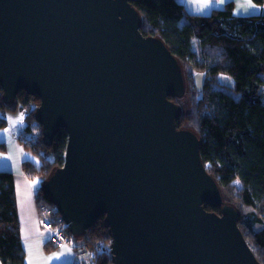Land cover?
<instances>
[{
  "label": "water",
  "instance_id": "1",
  "mask_svg": "<svg viewBox=\"0 0 264 264\" xmlns=\"http://www.w3.org/2000/svg\"><path fill=\"white\" fill-rule=\"evenodd\" d=\"M132 1L0 0L3 101L36 95L45 144L67 133L63 164L39 187L74 237L103 216L111 264H264L197 133L177 125L179 60L142 33Z\"/></svg>",
  "mask_w": 264,
  "mask_h": 264
},
{
  "label": "trees",
  "instance_id": "2",
  "mask_svg": "<svg viewBox=\"0 0 264 264\" xmlns=\"http://www.w3.org/2000/svg\"><path fill=\"white\" fill-rule=\"evenodd\" d=\"M253 2L264 5V0ZM132 3L140 12L142 33L160 36L179 60L191 109L184 111L180 98L172 97L182 108L177 125L189 126L197 133L207 171L217 179L224 197L239 209L238 226L263 263L264 13L237 15L231 1L206 14L173 7L166 0ZM194 40L199 42V53L193 49ZM195 70L203 73L200 87L194 79ZM219 73L228 75L232 82L228 87L238 96L220 87ZM39 102L38 96L20 90L14 102L7 104L1 92L0 128L6 123L3 112L19 105L26 110L24 129L31 132V110L35 113ZM36 139L22 142L39 154L40 164L23 160L22 165L25 174L30 179L38 176L41 184L53 168L63 164L67 133L61 128L50 145L45 144L41 133ZM0 146L3 149L4 144ZM39 186L36 196L51 203ZM205 208L219 212V207L205 205ZM19 226L13 173L0 170V261L3 264H24ZM83 240L100 246L94 255H88L91 264H111L110 235L103 216L87 229Z\"/></svg>",
  "mask_w": 264,
  "mask_h": 264
},
{
  "label": "crops",
  "instance_id": "3",
  "mask_svg": "<svg viewBox=\"0 0 264 264\" xmlns=\"http://www.w3.org/2000/svg\"><path fill=\"white\" fill-rule=\"evenodd\" d=\"M166 1L173 7H184L190 12L199 14L209 13L213 8L224 7L228 1L233 3V11L237 15L264 13V5H257L253 0H224V2L211 0L210 3L208 0ZM15 137L16 134L10 135L0 129V144H4V150L0 149V170H9L13 173L24 264H76L79 259L83 260L82 264H91L88 258L75 256L81 242L84 241L81 238H74L68 245L60 248L53 247L49 242L48 232L43 230L39 222L37 203L40 199L36 196V190L40 180L38 177L30 179L25 174L22 161L29 158L18 149L20 144H17L18 140ZM0 264L3 263L0 261Z\"/></svg>",
  "mask_w": 264,
  "mask_h": 264
},
{
  "label": "rangeland",
  "instance_id": "4",
  "mask_svg": "<svg viewBox=\"0 0 264 264\" xmlns=\"http://www.w3.org/2000/svg\"><path fill=\"white\" fill-rule=\"evenodd\" d=\"M168 4H169V2H168ZM193 49L196 52L199 53L200 48H199V42L197 40L193 41ZM193 75H194V79H195L196 85L198 87H200L202 85V82H203V73H200V71L195 70ZM218 76H219L218 82L220 84V87L224 88V90H227V91L231 92L234 96H238L237 92H235L233 89H231V87H228V86L232 85L231 79L228 77V75L225 74V73H219ZM190 77H191V74H190ZM261 90H263L262 98H263V101H264V85L261 87ZM1 92L2 91L0 90V93ZM190 100L191 99H190V96L188 94H185V96L180 98V103L182 104L184 111H188V110L191 109ZM28 105H29V103H28ZM27 111H28V109H27ZM31 111H32V115H30V124H31V127H32L31 132L28 133L24 129L25 128V124L27 123L26 110L23 109L22 107H20L19 105L14 110H5L3 112V115L6 118V123L0 129L6 131L10 135L16 134L15 139L17 138V140H18L17 144H20L18 146V149L22 152V154L24 153L25 157L29 158L30 161L34 162L36 165H39L40 162H41L39 154L34 152L32 149L26 147L24 145V143L22 142V140H24V141H35V140H37L36 136L38 138L40 133L42 135L41 125L38 123V121L35 118L34 110H31ZM21 113H23V120L19 124H16L15 126H13L10 123L9 118L15 119V118L19 117ZM0 115H2V113ZM2 145H3V143H2ZM0 149H2V148H0ZM36 177H38V176H35V178ZM236 182H237L236 185L240 186V184H239L240 182H238V180H236ZM38 186H39V182H38ZM85 244L91 245V243H89V242H85ZM83 258H88V256H85ZM79 260H78V262L76 264H79V262H80V264H82L81 261H83V260H80V261Z\"/></svg>",
  "mask_w": 264,
  "mask_h": 264
},
{
  "label": "built area",
  "instance_id": "5",
  "mask_svg": "<svg viewBox=\"0 0 264 264\" xmlns=\"http://www.w3.org/2000/svg\"><path fill=\"white\" fill-rule=\"evenodd\" d=\"M39 222L43 230L48 232L49 242L56 248L68 245L72 240L77 239L68 233L67 224L62 219L57 206L54 203L39 200L38 203ZM81 246L77 249L75 256L85 257L94 255L100 249L98 244H85L81 242Z\"/></svg>",
  "mask_w": 264,
  "mask_h": 264
},
{
  "label": "snow or ice",
  "instance_id": "6",
  "mask_svg": "<svg viewBox=\"0 0 264 264\" xmlns=\"http://www.w3.org/2000/svg\"><path fill=\"white\" fill-rule=\"evenodd\" d=\"M208 2L210 3L211 0H208ZM221 2H224V0H221ZM205 6H207V4ZM250 7H254V5H250ZM9 120H10V123L13 126H15L16 124H19L23 120V113H21L19 117L15 118V119L9 118Z\"/></svg>",
  "mask_w": 264,
  "mask_h": 264
},
{
  "label": "clouds",
  "instance_id": "7",
  "mask_svg": "<svg viewBox=\"0 0 264 264\" xmlns=\"http://www.w3.org/2000/svg\"><path fill=\"white\" fill-rule=\"evenodd\" d=\"M76 238H77V239H78V238H81V239L83 240V237H76Z\"/></svg>",
  "mask_w": 264,
  "mask_h": 264
},
{
  "label": "bare ground",
  "instance_id": "8",
  "mask_svg": "<svg viewBox=\"0 0 264 264\" xmlns=\"http://www.w3.org/2000/svg\"><path fill=\"white\" fill-rule=\"evenodd\" d=\"M53 246V245H52ZM54 247V246H53ZM56 248V247H55Z\"/></svg>",
  "mask_w": 264,
  "mask_h": 264
}]
</instances>
